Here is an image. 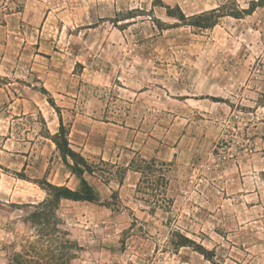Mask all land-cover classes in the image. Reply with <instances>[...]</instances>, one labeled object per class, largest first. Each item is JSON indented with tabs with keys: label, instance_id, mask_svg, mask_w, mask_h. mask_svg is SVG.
Wrapping results in <instances>:
<instances>
[{
	"label": "rangeland",
	"instance_id": "rangeland-1",
	"mask_svg": "<svg viewBox=\"0 0 264 264\" xmlns=\"http://www.w3.org/2000/svg\"><path fill=\"white\" fill-rule=\"evenodd\" d=\"M161 1L187 21L152 0H0V264L36 260L25 213L46 197L36 181L66 171L48 139L58 115L114 147L108 161L84 152L110 206L59 205L55 264H211L176 234L214 264H264V0ZM253 7L208 29L186 24ZM45 65L64 72L46 90L54 105L33 70ZM133 146L136 164L154 163L121 196L114 156ZM66 239L78 247L69 262Z\"/></svg>",
	"mask_w": 264,
	"mask_h": 264
},
{
	"label": "trees",
	"instance_id": "trees-1",
	"mask_svg": "<svg viewBox=\"0 0 264 264\" xmlns=\"http://www.w3.org/2000/svg\"><path fill=\"white\" fill-rule=\"evenodd\" d=\"M152 1L154 5L164 7L166 9L167 16L173 17L177 21H187V18L184 17L183 14L180 13L179 15H176L173 13V9L164 5L161 0ZM176 8L178 9V7ZM253 9L254 7L251 8V10H234L229 12L223 11L222 8L212 9L194 16V18H191L194 19V21L186 24L200 29H208L213 27L217 21L224 16L242 18L243 15H249ZM40 91L47 95V101L51 105H54L53 99L48 95V92L44 88H41ZM49 138L54 143L63 163L79 179V186L76 190H71L67 186L54 185L46 180L36 181L39 187L45 191L46 197L36 205L30 206L33 208L31 213H25L26 220L30 223L31 229H33L39 239L38 246H31V254H34L36 260L31 259V261L27 264H55L53 261V253L47 247V244L54 241L55 233L61 232L60 230L63 227L59 213H56L60 200L67 199L72 201H85L107 207L110 206L107 201L102 202L100 200L98 193L85 178V175L93 176V165L80 152L70 147L68 141V129L65 125H63L62 121L59 123L57 132L53 135H49ZM99 161L103 162L102 160ZM153 163V160L145 161L144 159H140L139 163L136 164V161L131 159L128 166L123 167L121 173L124 174L126 170L130 169L142 175L143 169L149 168V166L153 165ZM62 233L68 236L66 231ZM176 236L180 238V241L176 243V247L190 246L206 260L210 261L211 264H214L213 254L211 251L205 249L202 245L196 244L194 241L187 239L186 237H181L178 234H176ZM65 244L67 245L65 247V259L69 262L74 258L72 251H76L78 247L77 244L72 242L70 239H66ZM13 262L14 264H25L26 260L22 259L20 255H17Z\"/></svg>",
	"mask_w": 264,
	"mask_h": 264
},
{
	"label": "crops",
	"instance_id": "crops-1",
	"mask_svg": "<svg viewBox=\"0 0 264 264\" xmlns=\"http://www.w3.org/2000/svg\"><path fill=\"white\" fill-rule=\"evenodd\" d=\"M69 25V24H68ZM40 46H42V41L39 43ZM44 46V45H43ZM46 46V45H45ZM79 47V46H78ZM55 54L56 52H52L51 57L54 58L56 57ZM76 55V54H75ZM73 55V56H75ZM35 71V75H37V78L42 81V85L44 86L45 90H47L50 93H55L57 90H59V86L64 84V81L61 79V77H56L57 82L52 83V74H57L64 76V72L61 71V69L54 70L50 67V65H45L42 69H33ZM62 121L63 125H65V122L61 118L60 115L57 117V126L59 127V123ZM89 123H91V126H98L99 124L96 123L94 120L90 119ZM88 122H86L85 119L83 118H78L75 117V119L72 121L71 124H69V132H68V141L69 145L72 149L80 152L86 159L90 158L91 156L84 155V152H90V154H93L92 156H98L99 159H102L103 161L106 160H111L110 159V150L114 147L113 140L109 137L104 138V143L102 145L98 144H93L90 139L95 138L98 133L94 131V129H88L87 126ZM95 124V125H94ZM50 140V138L48 137ZM77 139H79V142ZM51 143H53L50 140ZM110 142V145H106L107 143ZM54 144V143H53ZM55 146V145H54ZM91 148V151H88ZM135 150V151H134ZM135 149V147H132V151L130 152V155L128 158L123 157V154L120 153V155H115L114 156V162H117V164H121L124 167H127L129 162L131 161L132 157L135 154H143V150L141 149ZM137 152V153H136ZM108 154V155H107ZM64 168L66 169L65 172H63L61 175H59V180L58 181H51L49 180L50 183L58 186H67L71 190H76L79 186V179L70 171V169L65 165ZM140 173L133 171V170H126L123 182L121 184H117V190L119 194L122 196L123 194H130L134 190L137 182L139 181ZM85 178L87 181L90 183V185L93 187V189L98 193L99 197L100 196H106L108 195L107 192H111L110 187L105 186L104 188H101L98 186V184H94V177L91 175H85ZM109 190V191H108ZM70 204L72 206L78 207L79 204H88V208H93L92 206L95 205L94 203L90 202H85V201H72V200H67V199H62L59 202V205L64 204ZM86 206V205H85ZM96 206V205H95ZM97 208V207H96ZM101 209V208H99ZM95 210V208H94ZM103 210L106 211V208Z\"/></svg>",
	"mask_w": 264,
	"mask_h": 264
}]
</instances>
